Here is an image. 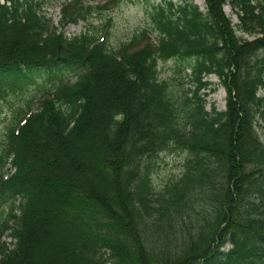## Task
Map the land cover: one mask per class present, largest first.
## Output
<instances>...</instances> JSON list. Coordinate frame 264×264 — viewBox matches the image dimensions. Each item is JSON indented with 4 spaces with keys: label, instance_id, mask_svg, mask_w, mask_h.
I'll return each mask as SVG.
<instances>
[{
    "label": "trees",
    "instance_id": "1",
    "mask_svg": "<svg viewBox=\"0 0 264 264\" xmlns=\"http://www.w3.org/2000/svg\"><path fill=\"white\" fill-rule=\"evenodd\" d=\"M122 1L69 2L60 25ZM180 1L111 48L99 27L66 38L43 1L0 0V105L43 80L0 138V264H264V0ZM170 60L178 79L161 81ZM209 76L224 111L198 95ZM169 151L183 171L156 193Z\"/></svg>",
    "mask_w": 264,
    "mask_h": 264
},
{
    "label": "rangeland",
    "instance_id": "2",
    "mask_svg": "<svg viewBox=\"0 0 264 264\" xmlns=\"http://www.w3.org/2000/svg\"><path fill=\"white\" fill-rule=\"evenodd\" d=\"M43 1L42 13L48 19L53 28L62 32L66 38H72L79 36L91 30V27H99L101 35L107 33L109 38V47L115 48L120 43L128 41L136 33L151 29L149 15L152 12V7L160 5L164 2L170 1L173 4L180 6L182 2L180 0H123L119 5L109 8L102 14L92 13L85 21H78L76 24H69L62 28L60 25L61 10L64 5L71 2H80L83 7H100L106 0H40ZM195 6L202 12L205 11V5L203 0H193ZM225 14L231 19L232 24L238 23L237 18L232 14L229 7L225 8ZM150 41L157 42V36L155 33H150ZM177 60H170L165 63L158 62L157 69L159 71V79L171 80L178 77L175 75L176 67L178 66ZM189 72L186 71L182 77H180V83L182 88L186 91H194V86L190 83ZM64 78L72 77L70 71L64 72ZM213 86L214 92L202 90L198 95L203 97L206 104V110H209L212 106L219 112L225 110V98L226 93L220 86L219 80L215 76H209L205 79ZM42 78H37L32 84H28L23 90V93L16 92L14 95H8L7 100L0 105V138L4 132V126L8 118L11 116V109L13 106L22 105L23 101L36 95L37 86L42 83ZM260 96H264V90L259 91ZM260 125L258 133L261 138H264V121L259 117ZM187 156L179 151L166 152L153 160V169L151 170V179L155 185V192L159 193L162 189L169 185L171 181L179 178L183 171V165ZM11 247V240L5 236L1 240ZM105 264H112V261L108 260Z\"/></svg>",
    "mask_w": 264,
    "mask_h": 264
}]
</instances>
